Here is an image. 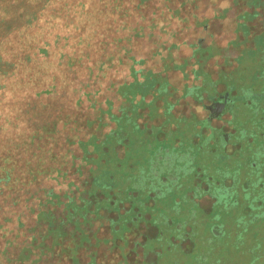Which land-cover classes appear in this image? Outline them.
Wrapping results in <instances>:
<instances>
[{"label":"rangeland","instance_id":"374dc122","mask_svg":"<svg viewBox=\"0 0 264 264\" xmlns=\"http://www.w3.org/2000/svg\"><path fill=\"white\" fill-rule=\"evenodd\" d=\"M116 1L103 0L107 8L102 6V11L97 12L100 5L98 0H0V167L3 162L1 157L5 155L16 166L12 172L15 175L13 182H0V264H21L9 257L17 258L22 252L26 239L23 232H26L27 225L33 226L36 222L33 202H39L36 199L38 195L44 196L43 187L52 185V180L47 181V177L41 179V173L33 171L27 156L54 148V139L49 141L42 138L45 135L43 124L56 120L58 116L61 128L69 113L75 110L72 108L74 102L69 104L72 107H67L69 95L75 94L73 90H81L82 94L85 90H101L95 97L100 102L110 96L107 106L99 107L101 116L93 124L99 126L98 133L81 145L86 152L81 162L86 167L99 164L97 172L92 170L93 174L96 172L97 179L92 180L87 188L84 196L89 199L84 202L85 205H77V217H73L70 224L63 223L61 226L64 227L54 235V239L43 237L38 246L32 245L34 252L28 248L23 253L26 259H35L37 249L45 246L49 238L48 243L52 246L49 252L57 258L44 257L40 264H70L64 257L66 254L71 257L72 264H134L131 261L134 257L143 259L137 264H147L153 261L151 254H159L158 261L153 264H213V260L205 254L207 252L219 259L216 264H233V257L228 252L233 253L243 242L238 240V234L233 235V223H229L224 236L214 234L210 227L202 225L211 222L206 220L204 210L200 208L202 200L210 207L209 197L203 199L202 195L203 185L209 184L207 181L198 185L193 177L191 184L187 183L189 186L185 184L175 189L172 186L174 177L168 176L166 178L171 185L166 186L167 182H163L160 188L154 189L156 193L153 195L141 192L143 188L132 175V169L140 168L147 162L153 164L154 156L159 157L160 149L166 152L175 142L182 141L189 148V143H195L197 135L200 133L202 137L204 133L198 147L205 151L204 157L200 156L198 161L205 165L204 174L214 177V189L221 190L216 183L217 176L222 177L229 171L226 167L219 169L222 165L219 162H228L225 144L239 140L243 145H253L257 137L264 134V32H261L264 31V0H185L183 14L186 19H176V25L171 28L167 26L170 12L163 0H151L154 6L149 9L140 7L136 15L134 12L130 17L128 12L133 5L125 3L124 6L128 4L131 7L120 11ZM139 1L133 0L134 6ZM245 10L254 12L249 19L246 15L242 16ZM162 14L165 16L161 17ZM196 14L201 22L204 17H208L209 22L196 26ZM67 20L70 27L65 24ZM141 23L146 24L144 34L147 35L143 37L141 33L130 38L132 40L128 39V34L133 33L132 26ZM152 23L155 26L150 30L147 26ZM115 32L122 37L113 40ZM68 36L70 38L65 40ZM98 36L105 37L102 39ZM234 36H239L241 42V46L236 47L235 56L222 53L223 48L216 46L201 47V44L206 46L214 42L221 45ZM80 37L89 39L80 42L77 40ZM175 40L183 41L168 48ZM163 42L165 44L161 47ZM157 46L163 55L156 54ZM193 49L196 51L198 68L191 73L193 64L183 56L192 55ZM217 63L224 65L221 75L227 78V83L233 87L231 90H236V95H229L231 99L225 98L229 101L226 114L232 119L224 121L212 112L202 124H197L194 119L187 120V116L174 108L176 97L181 94L180 90L188 94L190 90H202L200 87L191 88L200 77L208 78L211 84L208 72L216 74ZM186 67L184 77L182 74ZM140 68L153 71L152 84L145 81L141 72H137ZM158 70L168 72L160 76L154 72ZM226 72H230L229 77L224 75ZM181 79L186 82L184 86L180 85ZM125 82L131 84L124 88ZM159 83L161 86L158 87ZM155 86L157 90H153ZM41 90L58 91L37 95V91ZM117 90H127L126 97L116 93ZM217 92L208 91L209 94L205 95L209 98L210 94ZM60 95L68 97H61L66 98V104L62 103ZM186 100L188 98L183 99L178 108L187 111L190 107H196V104L194 106ZM121 102H124L123 107L119 106ZM160 108L162 114L154 117L156 112L161 113ZM79 109L91 110L86 103ZM151 117H154L153 123L160 122V125L149 127ZM213 117L215 119L211 120ZM144 118L148 122H144ZM216 119L228 123L235 129L234 134H223L220 124H214ZM112 122L118 123L117 135L106 137ZM170 129L174 134L167 133L171 132ZM213 135L214 138L209 139ZM123 139L129 141L135 155L129 158L118 155L116 159L113 156L118 154L114 151L115 145ZM44 140L48 143L43 144ZM158 143L159 148L154 151ZM261 150L264 151V145ZM170 155V159L162 161V168H171L174 172L185 169L186 166L179 163L184 154L172 150ZM112 157L114 160H111ZM174 158H181L177 165ZM243 161L242 155L238 164L244 166ZM5 163L10 166L9 161ZM33 165L39 166L38 163ZM34 175H37L36 179L32 183L27 182L26 177L32 178ZM35 187L41 190L34 197L31 192ZM158 190L164 195L163 200L155 199ZM219 194V201L226 202L225 195ZM220 211L222 208L217 207V212ZM18 216L26 221L21 228H18ZM191 221H200L201 224L196 227L197 242L185 236L186 228H193L192 224L185 227ZM155 227L160 229L161 237L146 236L147 242L141 245L139 234L144 231L153 233ZM187 243L194 246L187 248ZM226 243H236L237 248L226 247ZM104 245L112 248L110 252L121 254L122 258H99V248ZM47 249L44 247L41 252ZM90 252L93 257L87 263Z\"/></svg>","mask_w":264,"mask_h":264},{"label":"flooded vegetation","instance_id":"af4514ba","mask_svg":"<svg viewBox=\"0 0 264 264\" xmlns=\"http://www.w3.org/2000/svg\"><path fill=\"white\" fill-rule=\"evenodd\" d=\"M239 27V24L237 25ZM237 30L235 29L234 32H236ZM261 32H264L263 30ZM235 35H237V33H235ZM239 36H234L232 37L230 40L233 42V48L230 51V55L232 54L233 56H235L237 54L236 52V47L241 46V42L240 40H238ZM192 45V43H191ZM204 46V45H203ZM208 47H214L216 46V48H218V46L216 45V43H212L210 45H207ZM219 49V48H218ZM227 52H229V49H227ZM195 50L193 49V53L192 55H187V56H183L184 57H188L190 64H193L192 66V71L191 73L198 68V62L196 61L197 58L195 57ZM194 60H191V59ZM197 64L195 67L194 65ZM216 64V63H215ZM219 63H217V71L216 74H214L212 71L208 72L209 76L211 77V84L208 78L204 77H200L199 80L197 81V83L193 84L195 85L194 87H191L192 89L201 88V85L204 83V85H202L203 90H190V93H196L198 96V99L196 101L197 105L199 103H204L205 107L203 106L204 110H201L200 112H194V113H188V112H184L183 109L178 108L175 104H178L177 102H179V98L181 97H185L188 95L187 91L185 90H180L179 94L176 99H175V103L174 108L176 110H178L179 112L182 113V115L187 116V120L188 119H194L195 122H197V124H202V122L206 121V119L211 116V113L213 112L216 117L218 118H223L224 121H228L231 120L232 118L230 116H227L226 114V107L229 105L227 102V104L224 106V103L221 101L222 99V94H220L219 90H218V86L217 83H220V87H223L225 85L226 82V90H231L233 87L230 86L227 82H229L228 80H226L227 78H223V76L221 75V69L222 66L224 65H218ZM194 69V70H193ZM169 70V69H167ZM155 72V71H154ZM163 72L161 75H163ZM168 71L165 72V75ZM170 72V71H169ZM187 72V67L185 72L182 74L184 77L186 75ZM153 73V72H152ZM171 73V72H170ZM230 72H226L224 73V75H226L227 77H229ZM193 75V74H192ZM216 75V76H214ZM164 76V75H163ZM208 76V77H209ZM183 77V78H184ZM193 77H195L193 75ZM216 77V79H215ZM207 81V82H206ZM185 80L181 79L180 81V85L184 86L185 84ZM224 84V85H223ZM158 87L161 85L160 83L157 84ZM172 86H174L173 83H171ZM179 85V86H180ZM223 85V86H222ZM175 88L178 87V85L174 86ZM229 87V89H227ZM204 88H206V90H204ZM218 90L217 93L211 95V97L207 98V96L205 94H209L208 91H213V90ZM153 90H157L156 86L153 88ZM176 90V89H174ZM229 93V95H236V90H231V92H226ZM187 94V95H186ZM216 98L215 105L214 106H210V105H206V103L208 101H211L213 98ZM225 98L227 96H224ZM153 98V97H151ZM224 98V100H225ZM228 98H232L230 96H228ZM126 102V99H124ZM228 101V100H226ZM124 103V102H123ZM123 103L121 105H119L120 107H123ZM158 105L161 106L160 102H158ZM179 105V104H178ZM210 107V108H209ZM207 108L209 110H207ZM129 110V108H127ZM161 109V108H160ZM195 111V110H194ZM126 113V111H125ZM159 114H162V109H161V113L160 112H156L154 114L155 116H159ZM154 117H151L149 119L150 123H149V127L153 128L154 126L160 125V122H154ZM215 119V117H213L211 120ZM106 121V120H105ZM144 122H148L146 118H144L143 120ZM142 121V122H143ZM216 123L214 124H220V127L223 128V134H226L228 136V133L231 134L235 132L234 128H231L229 126L228 123L226 122H219V120L216 119L215 121ZM165 125V124H163ZM117 122H112V124H110L109 129H107V131L112 130L114 127H117ZM227 126V127H226ZM196 127V126H194ZM105 128V127H104ZM169 128H171V126H169ZM226 128V129H225ZM199 129V127L197 128ZM103 130V129H102ZM171 132H167V133H171L174 134V132L172 131V129H170ZM226 130V132H225ZM106 131V133H107ZM104 135V134H103ZM214 138V135L211 136ZM204 139V133L202 134V137L199 135H197V138L194 140L195 143H189L191 146H189V148L186 146H184V143H181L182 141H178L175 142V144L173 146H170L166 152L164 149H160L158 155L159 157L154 156V161L153 164L147 162L144 163L140 168H133L132 169V175L135 177V180H139L141 183V187L143 188V190H141L142 193H156V191H154V189L160 188L159 186L162 185L163 182H167V185H171L168 183V180L166 177H174V181L172 182V186L173 188L176 189V187L178 188H182L183 186H186L185 184L189 183L191 180L193 181V177H195V184H201L203 183V181H207L209 184H205L203 185L204 187V191L202 192V195L204 196V198L209 197L210 200V207H208V204L206 202H204L202 200L201 202V206L200 208L203 209L204 213H205V217L206 220H211V222H206L203 223L202 225H205L210 227L212 229V233L217 234V235H223L227 233L228 227H229V223L232 222L234 226V234L236 235L238 234V240L243 241L240 246L238 247V249L234 250L233 253L228 252L229 256L233 257V264H263L264 263V213H261V210H264V202L259 201L257 199H254V197L260 195V193H262L264 191V151L261 150V147L264 145V134L259 135L257 137V140L254 141L251 144H244L239 141V140H235L233 143H226L225 144V153L228 156V164L225 162V160H223L222 162H219L221 165V168L219 169H224V167L227 168L228 173L223 175L222 177L217 176L216 179V183L218 184V189H221L220 191H216L214 189V177H209L208 175L204 174V170H205V165H201L200 162L198 160H200V156L201 158L204 157V150H200L198 147L200 146V140ZM124 142L126 143H119L116 146V149H118V155L124 157V156H128V158L130 156H133L135 154H133L132 152L134 150H132V145L129 144V141H126V139H123ZM182 145V146H181ZM218 146V143L216 144ZM245 145H248L246 148H244ZM180 148H179V147ZM215 146V145H214ZM215 146V147H217ZM159 148V146H158ZM158 148L156 150H158ZM256 149L259 151H256ZM154 150V151H156ZM178 151L181 154H184L181 162H179L181 164V166H186L185 169L181 168V170L179 172H174L171 168L170 169H165L162 168V161L164 159H170V152L171 151ZM116 151V150H114ZM161 151L163 152L161 154ZM167 153V154H166ZM161 155V156H160ZM243 155L244 161L242 162L244 164V166H241L238 164L239 159L241 158V156ZM178 159L181 158H174V164L177 165L178 164ZM142 162V161H141ZM140 162V163H141ZM215 164V163H214ZM91 166V165H90ZM89 167V166H88ZM184 180V182H183ZM191 181V182H192ZM190 182V184H191ZM190 184H187V186H189ZM213 185V186H212ZM216 185V184H215ZM158 186V187H155ZM171 189V188H170ZM174 189V190H175ZM160 190V189H159ZM158 190V197H156V200H163L164 195L162 193H160V191ZM171 192V191H170ZM219 193L225 195V200L226 202H220L218 199V196L220 195ZM156 195V194H155ZM157 196V195H156ZM164 202V201H163ZM225 203V204H224ZM155 204V203H154ZM261 205V206H258ZM224 206H226V208H224ZM217 207L222 208V211L217 212ZM260 211L259 215L258 212ZM231 218L228 222V218ZM221 218H224L223 222H220V225L218 226L217 221ZM193 225L192 229H188L186 228V237L188 239H190V241H196L197 242V236H196V227L200 224L199 222H194L191 221L188 224H185V227H187V225ZM151 227V226H150ZM195 227V228H194ZM157 228V227H156ZM101 233V232H100ZM161 237V232H160V236ZM237 239V237H236ZM230 240H233L230 239ZM230 240L226 241L229 242ZM236 241V240H234ZM146 243V242H144ZM207 243V242H206ZM143 244V241L141 242V245ZM236 243H226V247H230L231 249L233 248H237V246H235ZM187 248L189 247H193V244H185ZM184 246V244H183ZM108 250L107 252L105 250ZM112 248L107 247L105 248V246H101L99 248L100 254L98 255L99 258L100 257H105V259L107 260V258L109 259H113V260H117L118 258H122L121 254L118 253H113L110 252ZM248 251V252H246ZM91 253V252H90ZM88 254L89 257V261H86L87 263L90 262V257L92 255ZM160 253V252H159ZM205 254H208V259L211 258L213 261V264H216L219 259H215V257L211 256L210 252H207ZM151 259L153 261L148 262L147 264H153L155 261H158V257L159 254H151ZM100 260V259H99ZM105 260V261H106ZM103 261V259L101 260ZM131 261L134 264L137 263H141L143 262V259L141 257H134L131 258ZM136 261V263H135ZM142 264H146V263H142ZM210 264V263H207ZM230 264V262H229Z\"/></svg>","mask_w":264,"mask_h":264},{"label":"trees","instance_id":"16d2710c","mask_svg":"<svg viewBox=\"0 0 264 264\" xmlns=\"http://www.w3.org/2000/svg\"><path fill=\"white\" fill-rule=\"evenodd\" d=\"M98 1L100 5L97 6V10L99 8V11L97 12H101L102 6H104L106 9L107 5L103 3V0H98ZM258 1L260 0H253V2H258ZM153 2L151 0H140L139 2H136V6H134L133 0H128V2L127 0H117L116 5L119 9H121L120 11H122L123 8H130L131 6H127L128 4L133 5L132 10H129L128 12L130 13L129 15L130 17L131 15H134V12L136 15V11L139 10L140 7L144 6L149 9L151 6H154ZM177 2L178 0L176 1L163 0V3L167 11L170 12L169 19L167 21V26L169 28H171L170 26L176 25L177 23L176 19L178 20L186 19L185 18L186 15L183 14V5L186 4L185 0H181V2L179 1L178 3ZM125 3H128V4L124 6ZM82 4H84V2H82ZM144 9H142V12L144 11ZM253 13L254 12H251L250 10H245L242 16L246 15L247 18L249 19V15L250 14L253 15ZM160 16L164 17L165 15L162 14ZM195 18H196L195 20L196 26L200 24H206L207 22H209L208 17H204L203 22L200 21L201 19L199 20V18H197V14L195 15ZM29 23H30V20H29ZM31 23H32V20H31ZM145 23H141L139 25L137 24V26L135 27L132 26L133 33L128 34L129 35L128 39L139 36L141 33H143V37L146 36L147 34H144L146 30ZM239 23H242V21ZM65 24L67 27L71 26L68 20L65 22ZM153 26H155V23H152L151 26H147V28H150L151 30V27ZM163 29L164 28H162V31ZM169 30L171 31L172 29H169ZM106 31H108V29ZM114 34H115V37L113 38V40L118 39L117 37H122V36H118L116 32ZM64 36H67V35H64ZM70 37L68 36L64 39L68 40ZM98 37L104 39L105 36H98ZM98 37H96L95 39H98ZM46 38H47V33H45L44 39ZM87 39H89V37H86V38L80 37V39H77V40H80V42H83ZM182 41L183 40L181 41L175 40L174 43H171L168 46V48H172V46L176 45L177 43H181ZM164 44L165 42L161 44V47ZM89 45H92V43H89ZM180 45H177V46H180ZM201 47H208V46L207 45L203 46L201 44ZM159 50L160 48H158L157 46L156 54L161 55L163 52ZM89 51L91 52L92 50H89ZM166 57L167 56H163L162 58H166ZM162 71H165V70H162ZM162 71L158 70L157 72L155 71V73H158L161 76L162 73L160 72ZM137 72H141L142 74L141 76L146 79L145 81H148V83L150 84L153 83L152 80L154 79L153 77L155 75V74H152L153 71L140 68ZM139 79L140 81H143L141 80V78ZM130 84L131 82L129 83L125 82L123 87L126 88ZM57 91L58 90H41L40 92L37 91L36 94L37 95L38 94L39 95L40 94H50L51 92L57 93ZM73 91L75 93L73 96L68 94L69 101H68L67 107L68 106L72 107L69 104L74 102V107L72 108H75V110L73 109L72 113H69L66 121H63L62 126H61L62 129L59 128V122L57 120L58 116L56 120H52L50 122H46L45 124H43L42 131L43 133H45V135L42 138L43 139L47 138L49 141H53L54 139V141H56V143L54 144V148H49L48 150H46V152L43 149L44 153L33 152L32 154H30L31 156H27L28 161H29L28 164L30 166L32 165L33 171L35 173L36 172L41 173V176H40L41 179L47 177L46 178L47 181L52 180L50 181L52 185L51 186L47 185L43 187L42 191L44 192V196L38 195L36 199L39 202L38 203L33 202L34 206H32V211L36 214V222L33 226L27 225V228L25 229L26 232H23V234L26 235V239L24 242V246L22 248V252H20L17 258L9 257L10 260L13 259L15 262H20L21 264H40L42 262L41 260L44 257L45 258L48 257L50 259L57 258L56 255H52V252H49L50 250H52V246L50 243H48V239L49 238L54 239V235L57 232H59L60 229L64 227V225L70 224V221L72 220V218L77 217V210H76L77 205H80V204L85 205L84 202H86L89 199V197H85L84 195L87 192L88 186L91 185L92 180H95L96 178L95 173L98 171L97 167L99 166V164H91V166L86 167L84 165L85 163L81 162L84 159L85 153H86L83 151L81 145L85 144V142L91 139L92 135L97 132V129L99 128V126L97 127V125H93V124H95V121H99V117L101 116L100 115L101 111L99 110V107L107 106V101L110 96H107L104 102H100L99 100L95 99V97L96 96L98 97L101 90H85L84 94L80 93L81 90H73ZM129 91L131 92V90ZM126 92L127 90H117L116 93H120L122 94V96L126 97ZM62 96L63 98L67 97L65 95H62ZM62 96L60 95L59 98H61ZM114 100L116 104V99L114 98ZM62 103L66 104V98L65 100L62 99ZM85 103L87 107L91 110H86V111L83 109L77 110L78 108L83 107ZM122 103L123 102H121V104ZM64 104L62 105L60 104V106H64ZM80 123H83V125L81 126ZM117 128L119 127H114L112 130L107 131L106 137L111 136L113 134L117 135V132H118ZM64 130H67L68 132H62ZM122 142L126 143L124 141ZM47 143L48 142H46L45 140L43 141V144H47ZM61 150L63 152H61ZM115 152L117 153L118 150L116 149ZM113 156L116 159L119 158L118 154L113 155ZM5 157H7V155H5ZM5 157H1L3 162L0 167L2 169V171H0V182L3 180L4 182L10 184L13 182L12 178L15 177V175L12 172L15 171L16 166L13 163V160H7ZM114 157H112L111 160L112 159L114 160ZM6 160L9 161L10 166H8L7 163H5L7 162ZM35 163H38L39 166L36 167V165H33ZM10 168H12V170H10ZM92 170H95L96 172L93 174ZM36 177L37 175H34L32 178L26 177L27 182L32 183L31 181L36 179ZM19 178H22V176ZM16 181H19V180H16ZM56 184L58 185V188H56ZM60 184H63V185L59 186ZM11 186H14V185H11ZM40 190H41L40 188L36 189L35 187L34 191H32L31 194L35 197L38 194V192H40ZM254 199L264 202V191L260 193V195H258L257 197L255 196ZM258 206H261V205L258 204ZM259 213L260 211L258 212V215ZM261 213H264V210H261ZM17 218L19 220L18 228H21L22 226L26 224V221L23 220L22 216H18ZM63 223L64 225L61 226ZM47 236H50V237L46 239V245L41 246V249H43L44 247H48V249L44 253L41 252V249L39 250L37 249L36 251L37 255H35L34 257L35 259L27 260L26 257L23 255V253L26 252L28 248L31 249L32 252H34L35 249H33L34 247L32 245L38 246V244L41 243L42 238L47 237ZM64 257L65 259L70 261V264H72L73 261L71 257H69L67 254L64 255Z\"/></svg>","mask_w":264,"mask_h":264},{"label":"crops","instance_id":"0c3cea01","mask_svg":"<svg viewBox=\"0 0 264 264\" xmlns=\"http://www.w3.org/2000/svg\"><path fill=\"white\" fill-rule=\"evenodd\" d=\"M218 46V48H223V52L222 53H224V54H226L227 53V49H229V52H228V54L230 53V51L232 50V48L234 47L233 46V42L230 40V39H228L226 42H224L223 44H221V45H217ZM163 74H165V72H163ZM215 79H216V77H215ZM202 85H204V83L202 84ZM202 85H201V89L203 90V87H202ZM224 85V84H223ZM222 85V86H223ZM217 86H218V90H219V92H220V94H222L221 96H222V99H221V101L224 103V106L227 104V102H229V101H226V100H224V96H229V93H226V92H228L227 90H226V82H225V85L223 86V87H220L221 85H220V83L218 84L217 83ZM227 89H229V87L227 88ZM216 90V89H215ZM187 99L188 98V100H186V102L187 103H191V104H194V106H195V104H196V107H190V108H188V110L187 111H184V112H188V113H194V112H200L201 110H204V108H203V106L205 107V104L204 103H199L198 105H197V103H196V101H197V99H198V96H197V94L196 93H190V94H188L187 96H185V97H181V98H179V102H177L179 105H180V103H181V101L183 100V99ZM216 98L217 97H215V98H213L211 101H208L207 103H206V105L208 104V105H210V106H214L215 105V100H216ZM178 104H175L177 107H179V105ZM198 108H200V109H198ZM210 108V107H209ZM195 110V111H194ZM207 110H209L208 108H207ZM160 145V143H158V144H155V146H156V148H155V150L158 148V146ZM223 220H224V218H221V219H219L218 221H217V225L219 226L220 225V222L222 221L223 222ZM145 233H143V232H141L140 234H139V238L141 239V242L143 241V242H147V238H146V236H154V237H159L160 236V229L159 228H154L153 229V233H149V232H147V231H144ZM223 236H224V234H223ZM105 246V245H104ZM105 248H107V246H105ZM106 252L108 251L107 249L105 250Z\"/></svg>","mask_w":264,"mask_h":264}]
</instances>
